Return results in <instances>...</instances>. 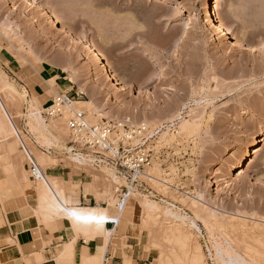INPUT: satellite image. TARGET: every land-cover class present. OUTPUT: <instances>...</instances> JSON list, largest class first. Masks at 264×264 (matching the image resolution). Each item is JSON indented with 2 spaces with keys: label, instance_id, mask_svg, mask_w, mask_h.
<instances>
[{
  "label": "rangeland",
  "instance_id": "obj_1",
  "mask_svg": "<svg viewBox=\"0 0 264 264\" xmlns=\"http://www.w3.org/2000/svg\"><path fill=\"white\" fill-rule=\"evenodd\" d=\"M39 1L55 8L74 35L92 42L106 58L110 71L131 87L119 86L113 91L105 84L107 89L101 91L92 81L101 77L97 70L95 76H91L90 69H95L92 59L82 50H76L51 20H43L25 0H0V73L17 91L15 105L4 103L14 125L33 136L35 141L24 138L37 164L43 166L39 158L45 156L48 157L46 163L51 164L48 168L62 164L67 174L76 176L79 181L83 173L88 174L90 179L83 185L86 198H96L97 204L93 206H104L113 216L119 213L116 186L121 185L122 180H116L112 175L115 172L82 167L65 155L70 108H64L66 120H51L46 116V109L55 96L69 88L57 90L56 85V92L49 93L50 79L56 77L59 85L64 83L57 80L60 74L51 62L64 57L62 59L66 58L81 72L78 75L80 87L82 85L86 91L91 87L95 89L94 106L72 104L74 110L86 112L91 124L103 119L130 118L136 124L142 122L151 127L171 126L165 139L161 135L167 128L162 126L164 130L156 146L158 156L148 171L150 176L168 185L147 181L174 200L182 212L195 218L197 211L206 221V225L199 222L201 232L188 225L181 226L199 243L206 263L216 264L210 253L216 244L227 246L231 252L246 256L250 261L260 244L249 239L250 228L264 229V137L248 154L253 138L264 130V53L259 49L264 43V0H209L212 10L235 37L244 41L256 39L258 49L255 51L247 45L216 40L204 15L203 0ZM36 21L40 26L35 25ZM18 28L23 30L26 41L17 34ZM42 29L46 35L36 37V32ZM72 82L75 84L77 80ZM34 106L43 112L56 139L50 135L43 139L32 127L30 109ZM182 119L197 121V130L184 131L180 126ZM3 123L11 129L12 122L5 114ZM60 125L67 133L57 131ZM172 125L176 127L174 131ZM10 137V143H6L5 133L0 131V187L19 184V179L23 182L28 173L26 178L34 191L39 189L40 181L34 180L28 171V160L18 135L12 132ZM49 140L51 143L47 144ZM49 149L54 150L53 156L46 153ZM14 158L18 160L15 162ZM49 179H55L53 182L64 189L73 206L91 207L80 205V182ZM133 197L157 203L164 212L172 207L142 194H134L129 199ZM193 198L201 201L198 209L192 206ZM126 211L132 213L129 209ZM141 212L136 206L132 217L128 215L130 217L118 227L121 230L115 236L120 239L117 237L116 242L121 248L130 245L133 250H140L153 264L156 257L150 246L152 240L142 225L145 219ZM176 224L181 223L168 219L161 225H164L162 229H168ZM244 230L249 236L243 234ZM260 235L264 245V235ZM75 236L76 239L83 237ZM160 242L166 252L171 251L173 241Z\"/></svg>",
  "mask_w": 264,
  "mask_h": 264
},
{
  "label": "bare ground",
  "instance_id": "obj_2",
  "mask_svg": "<svg viewBox=\"0 0 264 264\" xmlns=\"http://www.w3.org/2000/svg\"><path fill=\"white\" fill-rule=\"evenodd\" d=\"M25 1H27L30 4V7L32 8V10L40 13L43 20L44 19L51 20L53 25L61 31V34L65 35V38L69 39L71 41V42L70 41L69 42L71 43V45L73 47L76 48V50H77V48L82 50L85 55L89 56L92 59V62L95 65V69L94 68L90 69L91 76H95L96 70H97V72L100 73V76H101L98 78H93V80H92L96 87L99 86L102 89L101 91L106 90L107 86H109L110 87L109 89H111L113 91L117 90V88L119 86H123L124 88H128V89L131 87L125 81H121L120 79H118L110 71L109 64H108L106 58L97 49V47H95V45L92 42H90L89 40L80 39L72 33V31L69 29L68 24L64 21V19H62L63 17H61V15H59V13H56V11H54L55 8L54 9L52 8L53 9L52 10L50 7H46V6L42 5L39 0H25ZM203 6H204L203 11L205 12L204 13L205 18L209 21V23L211 25V29L216 36V40H217V38L222 39V40H227V41L232 42L234 45H237V46L247 45V46H250L249 48H253L254 51L258 49V47L256 46V42L254 41L256 39L253 40V38H250V41H244V40H239L237 37H235V34L232 33L230 31V29H228V27L223 23V21L218 17V15L212 10V6H211L209 0H203ZM35 25L40 26V22L36 21ZM18 29L19 30L17 31V34H19L22 37L21 40H24L25 37L22 35L23 30L21 28H18ZM18 32H20V33H18ZM14 33H15V30H14ZM36 33H34V34H36V37L37 36L41 37L43 34L46 35L47 32L44 29H42L40 31L38 30V32H36ZM34 34H33V37H34ZM251 35H250V37L253 36V35L252 36ZM260 35H261V33H260ZM263 35H264V33H263ZM254 36H256V35H254ZM258 36H259V34H258ZM11 37H12V35H11ZM14 39H15V37H14ZM35 39L37 40V38H35ZM26 40L27 39L25 38L24 41H26ZM36 40H34V42ZM16 41H18V40H16ZM20 43H22V42H20ZM70 43L68 44V46L70 45ZM22 44H24V43H22ZM26 44H27V42H26ZM22 48H23V46H22ZM259 49H261V51L264 53V43L259 47ZM31 50H33V48ZM62 58H64V57H61V59L58 58L59 60L55 59L54 61H52L51 62L52 67H54L55 69L62 67L63 70L70 75L72 80H75V81L78 80L76 78L77 77L79 78L78 75H79V73H81V72H78L79 69L72 67V65L70 64L71 62L68 61L66 58H65L66 60L62 59ZM160 64H161V61H158L157 65H160ZM50 80H51V82L48 83L49 87H50L49 93L56 92V85L57 84H56L55 77H53V79H50ZM81 91L86 95V97H89V98L91 97L89 91L87 90L88 91L87 92L85 88L83 89L82 85H81ZM16 92L17 91H16L15 87L10 83V81L7 79V77L0 73V131L2 133H5L6 139H4V141L6 140V143H10L11 133L14 132L16 134L18 128L14 125L15 123H13L11 115H10L9 111L7 110V107L4 103V101L8 102V104H10V105L12 103L16 104L17 100H16V102H14L15 101V94L14 93H16ZM1 94L3 95V97H1ZM55 97H57V95ZM94 100L95 99L92 98V99H90V101H87V100L81 101V102L79 101V102H73L72 104H79V105L85 106V107L86 106H94L95 105ZM35 102H37V101H35ZM72 104H71L72 112L75 113L77 110H74ZM37 108L34 106L32 108V110L30 109V118L32 120V122H31L32 127L37 132H39V135L41 137H43V139H45V138L47 139L48 135H50L54 139H56L57 137L54 136L52 131L50 130V125H48V123H47V121L43 115V112ZM78 112H81V111H78ZM4 114L12 122L11 129H9L3 123ZM125 120L132 122V120L130 118H126ZM182 120L183 121L180 123V126L182 127V129L184 131L189 132L192 130L193 131L197 130V128H196L197 121L191 122L189 120H184V119H182ZM132 123L136 124L134 122H132ZM139 124L147 125V124L142 123V122ZM139 124H136V125H139ZM162 126L167 128L166 131L161 135L164 138V136L166 137V135L169 134L171 126H164V125H162ZM60 127H61V129H58ZM60 127L58 126V128H57V131L60 130L59 133L60 132H63V133L66 132V128L64 126L60 125ZM175 128H173L172 131H174ZM177 133L179 134V131H177ZM60 134H62V133H60ZM258 134L259 135L255 136L253 138V141H252V143L248 149V154H250V152H252V150L256 147V145L262 141V137H264V130H261L260 133H258ZM46 142H47V144L51 143L50 140L46 141ZM9 152L11 153V150H9ZM18 156H20V155H18ZM39 159L42 163L44 162L43 163L44 165L42 164L43 166H40V170L43 173V178L37 180V181H40L39 189L34 191V187H32L33 185H31L32 184L31 181L28 179V177L26 178V175L28 173L25 175L23 182H22L23 179H19V181H18V182H20L19 185L22 187L21 189H24L25 192H27V193L36 192L38 194V197H39L38 198L39 204H38V208H37L38 214L35 213L37 220H38V217H37V215H38L42 219V221H41L42 223L43 222L47 223L46 226H49L48 223L49 224L53 223V225H50V229L48 227V229L51 231L55 230V229H52L51 226H53V228H55L54 223H56L58 220H62V222L68 226L69 230L74 235H77V237L83 236L86 239V241L103 240V242H104V247H103L104 250L102 251L101 255L83 256V258H81L82 259L81 264H102L103 263L104 253L106 252L107 247H108L112 237L118 233L117 230L114 231L112 229H108L107 223L110 221H114L115 223H117V227H120V225L123 223V221L127 220L131 215H133L132 213H134L136 206H138L142 210L141 213L145 219V221L143 220L144 222L142 223V225L144 226L145 229H147L149 239L152 240V241L150 240L151 243L149 242L152 245H150V244L149 245L153 246V249H154L153 250V256L156 257L153 264H207L205 261V258H204L202 248L200 247L199 243L192 237V235L189 234V232H186L184 230V228L181 227L182 225H188V226H190V228L194 229L195 231L197 230L198 232H201L199 222L203 221L206 225V221L202 219V217L199 215V212L196 211L195 212L196 217L192 218V217L188 216L187 213L182 212V210L180 208H177L174 205H171L172 207H170V208L168 207L169 209L167 211L165 210L166 212H164L163 209L161 208V206L157 203H153V204L147 203V202H144V201L137 199V197L136 198L133 197L132 199H129L132 195L137 194L135 192H133L129 195V197L127 198L128 200H127L125 206H123L122 203L119 204L118 203L119 201L117 202V204H119V205H117V207H118L117 210L119 213L116 216H113L109 212L108 208H106L104 206H100V205L91 206V207H75L71 204V200H69L68 197L66 196L64 189H62V187H59L56 183L53 182V180H55V179H51L52 181H50V179H49L50 177H48L44 174V172L48 168V165H51V164L46 163L48 157L42 156ZM71 159L75 163L78 162V159H76L73 156H71ZM17 160L18 159H15V162ZM16 165H17V163H16ZM5 166H6V164H5ZM20 166H21V170H22V174H23L24 171L22 169L23 166H22L21 162H20ZM80 166H82V165H80ZM84 167H89V166L85 165ZM112 175L117 180L118 176L115 173H112ZM16 178H17V176H16ZM155 179H156V177H155ZM52 183H54V184H52ZM161 183L168 185V183H166L164 181H161ZM97 184H98V181H97ZM1 186L2 187H0V192L3 191V187H4L3 184ZM94 186H95V184H94ZM95 187L97 188V186H95ZM91 189H92V187H91ZM107 193H109V192H107ZM103 194H101V195H103ZM104 195H107V194H104ZM200 196L202 197V195H200ZM86 197H87V195H86ZM193 200H194V203L192 206L194 207V209H198L197 204H200L201 201L196 199V198H193ZM110 205H112V203ZM127 209H129L132 213L127 212L126 211ZM34 212H36V211H34ZM129 214H130V216H128ZM167 217H169V218H167ZM162 219L163 220L167 219L166 221H168V219L169 220L173 219V220H175L176 223L179 222L181 224H178V225L176 224L177 226L171 227V228L168 227V229H162V227L164 226V225L163 226L161 225L162 222L163 223L166 222V221H163ZM41 222L39 221V224H42ZM141 222H142V220H141ZM44 226H45V224H44ZM246 231L244 230L243 234L246 233L247 236L250 235L249 239H251L253 241L257 240L256 242H259L261 244V246H259L260 244L256 246V248H257L255 251L256 253L254 252V255L253 254L251 255L250 261L248 259H245L246 256L244 258L241 254L239 255V253H236L234 251L231 252L230 250L227 249L228 248L227 246L225 247L224 245H219V244L214 243L216 245L213 246L214 250H212L213 248L210 249L211 250L210 253L213 256V259L216 262V264H264V245L261 243L262 239H261V235H260V234L264 235V229L259 228L257 226H255V227L253 226L252 228H250V234L249 235H248L249 232L247 233ZM160 240L163 242V244L165 242H168V241H173V246H172L170 252L165 251V248H166L165 246H164V249L162 248L163 246H162V243L160 242ZM76 241H77V239L75 238L69 244L63 243L64 244L63 245L64 246L63 251H61L58 254V257L56 258L57 264H76V262H75V244H76ZM160 243H161V245H160ZM12 244H13V242H12ZM16 245H17V243H16ZM247 254H244V255H247ZM41 255H43V254L41 253ZM248 256H250V255H248ZM248 256H247V258H248ZM34 257L35 256H33V259H32L33 263L35 262L37 264L38 261L40 262V260H38V261L36 260V258L38 259L39 257H36L35 259H34ZM41 258H43V256H41ZM27 259H25V261ZM125 259H126V261L124 260V263L132 264L131 261L127 259V257ZM30 260L31 259L29 258V263L32 264V261H30ZM26 264H28L27 261H26Z\"/></svg>",
  "mask_w": 264,
  "mask_h": 264
},
{
  "label": "built area",
  "instance_id": "obj_3",
  "mask_svg": "<svg viewBox=\"0 0 264 264\" xmlns=\"http://www.w3.org/2000/svg\"><path fill=\"white\" fill-rule=\"evenodd\" d=\"M86 95L78 90L77 93H64L52 100V105L46 109V116L52 120L65 119L64 108H71V104L84 100ZM66 120L69 141L65 155L78 159L76 164L89 166L95 171L111 169L119 179L121 185L116 186L118 203L126 205L127 198L133 192L147 196L164 205L179 206L168 196L161 194L152 182H161L148 174L154 158L158 156L156 146L164 128L151 127L144 124H133L127 120L103 119L91 124L86 112H72ZM172 128H175L174 126ZM21 141V149L26 153L27 168L34 180L43 178L40 166L29 151L24 137L33 139L29 131L16 133ZM34 140V139H33ZM35 141V140H34ZM54 150H46L50 156ZM83 163V164H82ZM45 174V173H44ZM149 180L150 182H148ZM116 204V205H119ZM107 225L117 227V223L110 221Z\"/></svg>",
  "mask_w": 264,
  "mask_h": 264
},
{
  "label": "crops",
  "instance_id": "obj_4",
  "mask_svg": "<svg viewBox=\"0 0 264 264\" xmlns=\"http://www.w3.org/2000/svg\"><path fill=\"white\" fill-rule=\"evenodd\" d=\"M56 69H58V74H60L57 80L64 81L61 85L56 81L57 90L65 86H69V88L64 93L75 94L78 90H81L80 79L74 84V82H72L74 80H72L71 77L70 79L72 81L69 80L67 76L69 74L65 72L62 67ZM62 75L65 76L62 77ZM89 93L91 97H86L82 101L92 98L95 99V89L91 87ZM75 102H79V100ZM44 173L48 177L60 178L67 183H70V181L75 183L80 182V184H82L80 205L93 206L94 203L95 205L97 204L96 198H90V196L86 198L84 193L83 185L90 179L88 174L83 173L82 179L79 181L76 176L67 174L66 168L62 164L57 167H49ZM21 188L22 187L18 183H13L0 192V264H26V261L30 264L29 258L31 259L30 261H32L33 256H35L34 259L39 257L38 259L36 258V260H40L41 263L36 261L37 264H57L56 258L58 254L63 251V245L69 244L76 236L69 230L67 225L59 221L54 223L55 228L51 226L52 229H55L51 231L49 229L50 225H53V223H48L49 226H46L47 224L43 222L45 224L44 226L41 222L42 219L38 215L37 220L35 213H37L39 204L38 194L36 192L27 193ZM39 221L42 224H39ZM107 228L114 231L117 230L118 232L121 230L118 227L114 228L113 225H107ZM124 230H126V228ZM117 237L118 236L112 237L104 253L102 264H125V257H127L132 264H152L150 258L143 257L140 250H133L130 245L126 248L119 247L116 241L120 239V236ZM116 238L118 240H116ZM103 247V240L86 241L83 237L77 238L75 244L76 264H81V258H83V256L101 255L104 250ZM41 253L43 255H41ZM41 256H43L44 259L41 258ZM25 259L27 260L25 261ZM32 264L36 263L32 261Z\"/></svg>",
  "mask_w": 264,
  "mask_h": 264
}]
</instances>
